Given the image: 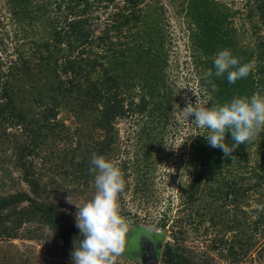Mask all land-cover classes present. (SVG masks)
<instances>
[{
	"label": "trees",
	"instance_id": "1",
	"mask_svg": "<svg viewBox=\"0 0 264 264\" xmlns=\"http://www.w3.org/2000/svg\"><path fill=\"white\" fill-rule=\"evenodd\" d=\"M91 1L56 0L58 17L49 26L48 36L35 42L28 54L19 53L0 73V144L11 140L15 166L29 185V190L0 193V241L20 237L28 225L41 224L51 228L71 254L74 242L78 247L83 237L76 221L51 197L61 184L50 190L43 183L37 171L39 158L66 182L88 184L95 176L90 172L92 153L110 161L120 156L119 119L146 114L151 107L167 114L164 37L156 19L143 16L146 0H123L98 33L88 15ZM12 3L16 14L21 9L31 17V0ZM252 4L249 17L256 12L264 28V0ZM188 13L197 72L209 98L207 107L222 106L235 97H264V54L259 53L263 47L239 45L229 25L228 6L219 0H189ZM224 49L241 64L254 65L247 78L230 84L226 73L215 76L214 59ZM209 69L211 77L206 76ZM62 110L74 115V127L59 118ZM206 131L199 128L191 137L188 148L194 173L184 194V207L189 206L190 212L178 219L174 240L162 246L163 264H208L209 254L210 264H219L217 258L238 264L252 251L264 261V243L258 245L252 239L257 232L264 236V199H257L256 209H247L254 194L264 198V131L236 148L231 158L207 143ZM226 143H233L230 133ZM193 214L210 227L204 250L186 244L183 223L193 222ZM166 217L160 227L167 225Z\"/></svg>",
	"mask_w": 264,
	"mask_h": 264
},
{
	"label": "rangeland",
	"instance_id": "2",
	"mask_svg": "<svg viewBox=\"0 0 264 264\" xmlns=\"http://www.w3.org/2000/svg\"><path fill=\"white\" fill-rule=\"evenodd\" d=\"M55 1L31 0L28 9L31 17H27L21 9L20 14H16L12 0H0V73L17 59L19 53L28 54L35 42L48 36L49 26L58 17ZM219 1L230 10L229 25L239 45L255 50L262 45L259 53L264 54V28L258 22L256 12L252 13V18L248 14L253 0ZM91 4L88 15L92 29L98 33L111 22L112 14L118 11V4L123 5V0H92ZM142 7L145 8L143 16H153L159 23V34L164 37L170 99L165 115L162 110L154 111L151 107L146 114L132 113L117 123L121 150L120 156H114L116 160L112 162L121 170L125 180V188L119 195V211L129 231L125 251L117 257L116 264H146L137 243L144 234L162 236L164 243L174 240L173 231L178 234V219L190 212L189 206L184 207L185 187L194 173L188 147L191 137L199 129L191 123L194 116L186 118L183 110L189 101L195 104L199 99L205 106L209 101L202 90L195 63L189 0H146ZM114 32L115 29L112 35ZM124 33L127 32L124 30L123 36ZM59 118L67 125L75 126V117L69 111L62 110ZM15 161L11 140L0 144V193L29 190ZM37 171L42 173L43 183L49 185L50 190L57 183L61 184L60 189L51 191V197L76 221V205L83 206L95 195V176L88 184H72L41 164L40 158ZM254 195L256 198H251L250 206H246L249 210L258 207L257 199H264L258 193ZM186 207L188 210L184 211ZM166 215L167 225L160 227L159 222ZM195 216L193 214V222L186 220L183 223L187 230L186 244L204 250L205 242L210 241V227L207 222L200 224ZM28 226L21 231L20 237L0 241L1 264H74L71 254L66 253L51 228L41 224ZM208 227L207 234H203ZM30 234L32 238H28ZM252 239L257 240L258 245L264 243L260 232ZM208 257L207 263L210 264V254ZM217 261L219 264H231L219 258ZM157 264H163L162 255ZM238 264H264V261L257 258L256 251H252Z\"/></svg>",
	"mask_w": 264,
	"mask_h": 264
},
{
	"label": "clouds",
	"instance_id": "3",
	"mask_svg": "<svg viewBox=\"0 0 264 264\" xmlns=\"http://www.w3.org/2000/svg\"><path fill=\"white\" fill-rule=\"evenodd\" d=\"M214 68L216 77L226 73L227 81L234 84L247 78L254 65L251 62L241 64L230 50L224 49L217 53ZM212 75L213 71L209 69L206 76ZM213 90H217L214 84ZM183 112L188 119L194 116L191 123L207 130L203 135L207 143L220 149L225 158H231L236 148L252 142L264 131V97L257 95L235 97L230 103L211 108L197 99L195 104L189 101ZM229 133L233 141L231 146L226 143ZM90 172L95 174L96 192L83 206L76 205V227L83 239L78 247L74 242L71 258L74 264H116L117 257L125 251L129 231L119 211V195L125 188V180L112 161L96 153L91 155Z\"/></svg>",
	"mask_w": 264,
	"mask_h": 264
},
{
	"label": "flooded vegetation",
	"instance_id": "4",
	"mask_svg": "<svg viewBox=\"0 0 264 264\" xmlns=\"http://www.w3.org/2000/svg\"><path fill=\"white\" fill-rule=\"evenodd\" d=\"M146 235L149 238V245L151 246L149 249H147L146 245L142 243L141 241L142 237H140V239H138L137 242L140 249L142 261H144L145 263L152 261L153 257H157V256L159 257V254L161 257L162 246L164 245V241L163 242L160 241L161 240L160 236H155L152 234L150 235L146 234Z\"/></svg>",
	"mask_w": 264,
	"mask_h": 264
},
{
	"label": "water",
	"instance_id": "5",
	"mask_svg": "<svg viewBox=\"0 0 264 264\" xmlns=\"http://www.w3.org/2000/svg\"><path fill=\"white\" fill-rule=\"evenodd\" d=\"M146 235V234H145ZM142 236V243L146 245L147 249H149L151 246L149 245V238L146 236ZM152 256V255H151ZM159 261L158 256L157 257H153L152 261L146 262L147 264H157Z\"/></svg>",
	"mask_w": 264,
	"mask_h": 264
}]
</instances>
